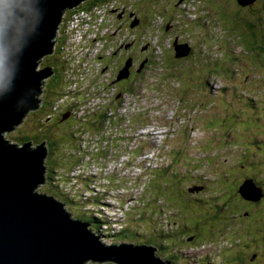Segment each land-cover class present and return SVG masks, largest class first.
Instances as JSON below:
<instances>
[{
	"label": "rangeland",
	"instance_id": "374dc122",
	"mask_svg": "<svg viewBox=\"0 0 264 264\" xmlns=\"http://www.w3.org/2000/svg\"><path fill=\"white\" fill-rule=\"evenodd\" d=\"M91 1L92 0H85L83 6L86 7L87 6L86 2H91ZM256 1L257 0H252L250 3L251 4L250 7L242 8V6H240L236 2V0H192V1L185 0L183 6H180L178 8V11L180 12L175 13L172 8L174 7L177 11V7L179 5L178 0H172L171 4H169L170 2L168 0H160V3L159 0H109L107 4L101 6H91L88 9L86 7L85 10L79 11L73 17L71 16L73 15V13L77 12L78 9L76 11L72 9L66 11V16L64 18L65 21H63L64 27L60 28V30H63V32L67 34V35L64 34L65 36L63 38L65 45L62 44L60 38H57L56 46H59V53L57 57H60L61 55L64 54V52H62V49L67 50L62 58V61L65 64H68L67 70H65L64 81L69 80L70 84L67 85V88L65 90H61V91L59 90L57 92L56 97L59 94L60 96L56 100V97H52V96L50 97L49 95V92H51L49 79L51 77L45 80L44 82H42L43 83V84L41 83L42 93L40 96L37 97L39 99H36L37 101H39L37 105L38 107L35 110L30 111L29 115L28 114L25 115L26 116L25 121L29 120L31 122V119L32 118L36 119V117L39 119L41 123L43 120H46L47 123L46 126H44V129H48V126L52 124L50 120L56 117L54 115V112L56 111L60 112V107H62V104L65 103L66 105H71L74 108V110L64 113L62 120V122L65 123L66 122L65 120L67 118L69 117L75 118L74 120H72L71 123H65L67 128L71 130H76L79 127L83 126L82 122H87L89 117L91 116L94 117L96 114H99V112L101 114H104L105 117L107 118L105 121L103 122L101 121L103 125L98 128L97 134H89L87 132L83 135H79L78 137L79 140L77 143L78 145H80V151L77 154H75L73 150H70L68 148H63L55 152L53 151L51 152V150L47 148V152L45 156L42 158L41 167L44 169L45 180L48 179L50 176H52L54 173L58 175L60 174L62 176L61 179L60 176L59 177L57 176L56 178H52L50 193L53 196H55L58 203L62 205L63 207L62 210L65 214L69 215L67 211L64 210L66 209L65 207L66 205L62 200H60L57 197L59 194H63L64 196H66V194L64 193V188H70V185L64 184L67 182L66 181L67 178L65 176L71 177L80 173L83 170L82 163L87 160L91 161L92 152H99L103 148V146H105L106 148L110 147L118 152L125 151L126 149H134L137 151L136 147H134L136 145L134 144L135 141H133L131 143L132 145H129L128 147H126L128 145L126 142L123 144L124 146H116L115 144H112L114 138L118 140L117 138L118 133L124 135V133L121 131L123 127H126V122L124 121V119H126L127 122L130 119L133 122L138 121L141 122L142 124H147V127L138 130L134 134V137L136 139L142 138L144 135L154 134L155 136L159 137L156 138L157 146L161 145L163 147L166 145V143H177L180 144L182 147H184L185 143L190 144L188 145V149H187V153L189 154V160L185 163L187 165L186 167H184V169L189 170V167L193 163H195L198 158H203L205 161L203 163L202 162L200 163V165L196 168L195 173L205 174L206 176L205 179L208 180L212 179V181H215L216 177L214 176H218L222 168V171L225 173L224 176L225 184L227 185L228 189H230V193L233 196V189L230 188V186H235L236 184H238L242 179L241 175L243 176V173L241 172V170L238 168L237 165L230 162V160L225 155V151L218 145L214 136L212 137L213 134L211 130H217V125H218V123H215V126L213 127L212 123L214 122L216 115H218L221 112V108L219 104L223 102L230 101L235 105L236 109H239L240 106L242 107L244 106V104L252 103V100L254 99L253 94H258L264 99V60L260 59L256 55L251 56L249 59H247L248 57H246V59L244 60L245 62L244 65L241 64L238 67L237 66L233 67L232 71H230L233 75V77L230 78L231 82L229 80L223 81L221 78H214L211 76L208 79V77H206L204 73L200 72V69H197V67L200 68L203 67L204 69H206V66L210 64L209 60L204 59V55L209 56L210 59H215L217 61H220V63L217 64L224 67L231 62V60L225 57L224 52L226 51V49L231 50V52L233 51L236 52L239 50V46L238 44H236L234 49L233 40L236 41L234 37L235 36L237 37V35H234L235 34L234 31H232L230 27L240 24L242 22L250 23L251 21H253L252 20L253 18L256 19L259 16V13H261L262 16H264V12L255 11L254 8ZM261 1L263 2L262 4H264V0ZM225 5H229L230 6L229 8L231 10H233V8L236 9V11H234L235 12L234 15H237V17L235 16V18L238 19L234 20L233 23H232L233 15L230 14L228 10L223 9L222 7ZM78 7L82 8V4ZM114 8L119 9L118 11L117 10L115 11L116 14L119 11H123L124 9L130 10L131 12H134L136 14L135 16L132 15L130 17L129 19L130 21L129 20L124 21V18H122L120 15L115 17L110 14L111 10ZM152 9H154L155 10L154 12H156L157 14L151 12ZM67 12L71 16H67ZM102 13H106L108 18H104L100 20L101 17L99 15ZM138 13L140 14L146 13L149 15L148 23L143 25L142 28L146 29L148 32L151 31V28L153 30L152 38L149 36V39L147 41L152 43L151 46L152 49H150L151 50L150 55H152L151 57L148 56L145 58L146 50H144V52H140L137 50L138 45L140 43L144 44V41L141 39L137 41L138 36H134L129 28H127L126 30V25L138 21L137 19ZM95 16L98 17L95 19ZM143 18L147 19L146 17ZM79 19L82 20L80 21ZM183 20H185L187 26H182ZM83 23L86 24L84 25ZM98 23L100 24L101 28H104L106 26L107 27L101 29L98 26ZM81 24H83L84 26ZM122 26L124 27L120 30ZM166 26L167 28H165ZM178 28H179L178 30L179 36H181L180 39L185 40L186 44L191 46L194 50V53L188 56V58H191L193 55L195 59L194 63L192 61L193 66L190 68L189 67L187 68L185 66L175 65L176 64L175 60L180 58L176 57V55H178V52L177 51L175 52L173 45L176 42L178 45H182L181 43L178 42V36L176 32V29ZM262 28H264V25L259 26L260 30H262ZM230 30L233 37L230 34ZM106 31L108 32L105 33ZM137 31L138 30L136 29V32ZM103 33L105 34L102 35ZM79 35L81 38L79 37ZM100 35L102 36L99 37L98 39L102 38L103 40H107V41L97 39L98 41L95 40L96 43L94 44V41L90 40L93 38L96 39ZM82 37H86L88 41H86L85 38ZM119 49H123L124 55L128 57V60L131 59V65H135V67H140L141 65L147 63L144 65V73L139 74L136 72L139 75H137V78L134 77L132 79L133 84H138V85H132L131 89H129L127 92L120 90L116 91L118 86L111 87L105 84V82H107V76H108V81L110 80L115 81V79L117 78L114 71V67H115L114 64L116 63V57H118ZM100 55L109 56V58L104 61L99 60L98 57H101ZM54 56L55 54L53 50L50 56H46L42 58L39 64V68L42 69L46 64H47L45 66L46 68L49 67L48 64H56L57 59ZM70 56L73 58L72 60L70 59L71 58ZM149 59H152L153 62L147 61ZM229 66L230 67L228 68L231 69L232 65ZM194 68L198 70V74L201 77V79L204 80L206 87L212 89L211 94H206V89L201 88L199 90L196 85L192 84L191 78L195 75V72L193 71ZM84 69L85 72L83 71ZM129 70L132 71L131 66L129 67ZM82 71L83 73L81 74H77V75L74 74V73H80ZM174 77L177 79L175 82H174ZM73 79L74 80L77 79V80L74 81ZM220 81H223L224 84L226 83V87H232L235 92L233 91H229L227 93L218 92L217 87L219 86ZM146 82L149 83L148 85L150 86H148L147 88L150 89L151 91L147 89L141 90L143 83L146 84ZM152 85H154L158 89L157 92ZM133 87L138 90H141L145 96L141 93L135 92L132 89ZM177 91H179L180 93L179 100H178ZM65 92H69L71 93V95L66 96ZM128 92L134 94L133 96L131 95V101L129 103L127 100H124L125 95ZM184 92L191 93V94L188 93L189 95L186 98L187 106L184 105V98L182 96ZM79 93L84 94V96H82V100L77 99L78 98L77 94ZM234 94L236 95L235 99L232 98V95ZM113 95H116V98L113 99L112 104L104 107L105 105L102 104L107 103L109 97ZM65 96L66 98H64ZM85 98L86 99L91 98V100H94L99 105L95 107H80L81 104L85 101ZM44 102L49 105L44 104ZM76 103H78V105ZM158 104L160 105L159 108H157ZM117 105H119V107ZM187 107L189 108L182 109ZM40 109L44 110L42 111L43 113L39 112ZM117 110L119 113H116ZM178 113L181 116L179 118V125H182L184 119H186L189 124L185 131V134L182 136H180L174 130V125L178 120ZM61 114H62V110H61ZM233 114H237V112L227 115H233ZM110 119L112 120L110 121ZM253 120L262 121L263 119L259 115L256 116V118ZM77 121L79 124H76ZM171 121L175 123H171ZM90 122H97V120L91 119ZM101 122H99V124ZM251 125L253 131H255L256 134L263 136L262 134V132L264 131L263 125L253 124V123H251ZM132 131L133 130L127 128L125 132L131 133ZM39 133L42 132L32 131L30 126L27 123L24 125V121H22L21 124L17 125L14 128V130H12V132L6 133L5 137L8 142L15 144V147L17 148L18 146L23 147L22 144L17 143L19 137L22 139L23 138L22 135L31 136L34 134L37 135ZM72 134L77 135L76 133H72ZM183 136L185 137V139ZM207 136L210 144H213L214 146H211L207 152H204L203 148L200 146L204 145ZM107 137H110V139L107 140ZM230 138L231 139L236 138V135L231 134ZM15 139H17L16 143L13 142ZM169 139L172 140L170 141ZM29 140L31 139L29 138L28 140H26V142ZM32 142L35 145L41 143V142L35 143V140H33ZM139 143H142V141ZM250 143L252 149L256 152L257 151L256 141L252 139ZM153 145H155V143H153ZM229 146H231V144L226 143L225 147L229 148ZM160 151L161 150H158L157 153H160ZM247 152L252 153L248 151V149ZM51 153H53L52 154L53 158L51 157L52 160L50 159ZM147 153L148 152L144 151V153L141 155L143 159L145 158L148 159L149 156H152L151 157L152 160L156 159L159 161L164 156V155H156L155 150L150 151V154L148 155ZM212 154L219 156L218 161L214 162L215 169L212 162L208 161V159L212 156ZM254 154L255 157L252 158L249 154V156H247L246 159L249 161V163H254L258 165L259 163L257 162V159L259 158L258 161L260 162V165L257 168L264 171V155H259L256 153ZM60 155H62V159H67V161L70 160V162L75 161L76 160L75 157H78L81 160V165L75 168L71 166V168L68 171H63V170L58 171V168H55L54 166L50 168V165L52 163H60L61 161ZM242 155L245 156L246 153ZM229 158L234 159L236 158V155L230 153ZM220 162L222 163V167ZM119 164L120 162L117 161L115 165L119 166ZM122 164L123 162L120 165ZM107 165L109 167V164ZM89 166H90V162H89ZM89 166L86 169H84V175H83L84 179L90 178V175L93 174V171L97 172V171L106 170V167H102L101 169L91 168L90 170L93 169V171H91L92 173L90 174ZM153 166L154 165H151L152 168ZM202 166H204V168ZM119 168H123V167L119 166ZM161 168L162 167L157 166L155 169L159 170ZM213 169L214 171L212 172ZM191 170L194 171V168L192 167ZM152 173L154 174V171H152ZM154 175H158V174H154ZM152 183H157L160 185L157 179L153 180ZM55 184H62L65 185L66 187H62V186L56 187ZM80 184L82 183L80 182ZM225 184L222 183V186H225ZM46 187H48V185H46ZM43 188L44 187H39V189H43ZM144 188L145 185L142 183L139 186H137L135 189L126 186L124 193L120 192L121 191L120 189L112 190L110 192V197L115 198L113 194L122 193L121 196H123V198L127 202V203H123V205H121L122 208L120 209H118L119 201H115L113 199V200H107L106 202L108 205L112 206L114 215L120 216V211H122L125 207H131L129 208V211L134 210L132 208L133 205L135 206V204H133V201L135 198H138L141 195V193L138 191H143ZM147 188L148 187L146 186V190L148 191ZM39 189L36 191L37 193H42V192L44 193L43 190L41 191ZM153 191L154 190L152 189L151 193L150 192L148 193L152 195L153 199L157 200L158 199L156 197L157 194L154 195ZM225 192L226 191L224 190V194ZM241 192L242 195L245 197L250 195L249 188L244 187L241 190ZM251 194H254V192L251 191ZM202 195H205L204 197H211L214 200L217 194L210 187L209 189L204 191ZM216 199L221 202L222 200L225 201V198H223V196L220 195L217 196ZM257 199L258 200L263 199V200L261 201L260 204H257V207H254V208H258L253 214L255 220L250 217L251 215L246 217V213H241L240 216H238L239 215L238 213L237 216L233 217L232 209L230 210L228 209L225 211L223 218L219 223L218 226L219 229H215L216 232H218L217 235L212 234L209 231L210 234L204 233V235H202L201 239L203 243H201V245L199 246L197 245L192 248L187 247L188 245L187 246L184 245L183 247H185L184 248L185 251H181L182 247L178 248L179 252H185L182 261L183 264H196L200 258H202L203 261H205V257L207 258L208 261H211V264H223L222 263L223 256L224 255L228 256V253L226 254L224 249L231 251V258L232 260L233 258H235L236 261V257L234 256V250L237 245L242 243L243 239L245 240L248 249H250L253 246V244L252 246H250V242L253 243L254 241L258 240V238L252 237L249 239L244 237V228L246 225L250 224V226L254 227L255 229L254 226L255 222L257 225H260V223L262 222L260 216L264 213L262 210L264 209V193L262 195H259ZM187 200L191 204L194 202V200L192 199H187ZM166 201L167 203L171 204L170 197L167 196ZM103 203L107 205L104 202V200ZM108 205L106 208L103 209V211L107 214L109 212ZM196 211L197 209L191 207L190 211L187 214V219L192 220L193 223L199 220L201 221L205 220ZM242 211L252 212V209L250 207H244L242 208ZM68 220L70 222L72 221L70 215L68 216ZM129 222L130 219L126 222V224H128ZM120 223L119 226L111 225V232L105 230H99L105 233L107 241L104 238V233H99V235L96 236L92 234L90 231L88 230L87 231L90 232L93 236L97 237V242L100 241L101 244L104 246L107 245L108 242L109 245H112L110 244V242H116L115 241L116 239L117 241L120 242L117 243L121 245L122 243L124 245H128L130 243L126 242V240H121V239H120L121 241L119 240V237L123 235L118 231V229L119 228L122 229L123 227L127 226L123 223L121 224ZM182 225L187 226L185 221V215L182 217ZM210 225L211 223L208 222L207 226ZM222 229L224 230V232H222ZM235 232L238 233L239 235L234 234L232 237L229 236L230 233H235ZM108 235H113V239L109 240L107 238ZM128 238L126 239L128 240ZM228 238H230V240ZM105 247H109V246H105ZM215 247H219V248L222 247L221 255L220 254L215 255L211 258L210 256H206L205 252L212 253L215 251ZM166 249H168V247ZM167 251L168 250H166V252ZM188 251L189 252L198 251L197 257L187 256L186 253ZM156 255L160 257L161 252L159 251V253ZM105 264H110V263H105Z\"/></svg>",
	"mask_w": 264,
	"mask_h": 264
},
{
	"label": "trees",
	"instance_id": "16d2710c",
	"mask_svg": "<svg viewBox=\"0 0 264 264\" xmlns=\"http://www.w3.org/2000/svg\"><path fill=\"white\" fill-rule=\"evenodd\" d=\"M86 3L88 4L89 2H86ZM107 3H108L107 0H93V3L91 6H97V5L100 6V5H104ZM262 3L263 2L261 0L255 3V8H254L255 11L264 12V4ZM222 7L223 9L228 10L229 13L233 15L232 23L234 22V20L238 19V18H235V16L237 17V15H234L235 13L234 11H236V9L233 8V10H231L229 8L230 7L229 5H225ZM78 10L80 11L81 8H78ZM128 11L130 10L125 9V12L121 15V17L124 18V21L129 20L130 17L134 15V12L127 14L126 12ZM175 12L177 13L180 11L175 10ZM65 16H66V13L63 16V21H64ZM67 16H71V15L67 13ZM143 17H145V15L137 16V19L138 20H140V18L144 19ZM252 20L253 21H251L250 23L242 22L240 24L230 27L232 31H234L235 33L234 35H237V37L236 36L234 37L236 41L233 40L234 49H235V45L238 44L239 50L238 51L235 50L236 52L234 51L231 52V50L226 49V51L224 52L225 57L231 60V62L228 65L224 67L218 64H213V62H211L209 65L206 66V69H204L203 67L201 68L197 67V69H200V72L204 73L205 76L208 77V79L211 76L214 78H221L223 81L229 80L231 82L230 78L233 77L232 73L230 71L229 72L231 74L226 73L228 72L226 70L228 69V67H230L229 65H232L231 69H233V67H236V66L238 67L241 64L244 65L245 63L244 60L246 59V57H248L247 59H249L253 55H256L260 59L264 60V28H262V30L259 29L260 25L261 26L264 25V16H262V14L259 13V16L256 19L253 18ZM144 22L148 23L147 19H145ZM63 27L64 26L62 22V24L60 25V28H63ZM123 27L124 26H122L120 30ZM127 28H129L131 32L134 31L133 28H130V24L126 25V30ZM142 32L143 31L139 29L137 33L135 34L137 36H140ZM230 34H231V30H230ZM53 50L56 56V54L59 53V46H56V43L54 45ZM148 56H150V53L148 49H146V57ZM125 60L127 61L128 57L124 54H121L119 57L116 58V63H115L116 72L119 66H120L119 70L122 68ZM147 61H151V60L149 59ZM192 61L193 63L195 61L193 55L191 58L187 57V58H184V60H178L177 63L179 64L176 66H185L187 68L188 67L190 68L193 66ZM217 62L220 63V61H217ZM55 65L58 67L59 77L56 80L57 76H54L53 78L49 80V83H50L49 85L51 86V92H49L50 97L51 96L56 97V94L59 90L60 91L65 90L67 88V85L65 84L63 85V82H62L63 74L65 70H67L66 64L63 61H60L58 63L56 61ZM217 66H220V67H217ZM132 68L134 71L126 80H122L120 82L110 80L106 83V85H109V86L116 85L118 86L117 88L118 90L125 91V92L131 89L132 85H138V84H133L132 79L134 77L137 78V75L139 74H143L144 67L140 66L137 68L135 67V65H133ZM197 69L196 68L193 69V71L195 72V75L191 78L192 79L191 82L192 84L196 85L199 90L203 88V89H206L207 91L205 82L199 76ZM136 72H138L139 74H137ZM148 84H149L148 82H146V84L143 83L141 90L147 89L151 91L150 89L147 88L148 86H150ZM152 86L155 88L157 92L158 89L154 85ZM223 86H225L224 92L226 93L232 89V87H226V83L223 84ZM132 89L135 92L141 93L144 95V93L141 90H138L134 87ZM177 93H178V98H179L180 97L179 91H177ZM188 93L189 92H184L182 96ZM65 95L69 96L71 95V93L65 92ZM131 95L133 96L134 94L128 92L125 95L124 100H127L129 103L131 101ZM59 96L60 94L56 97V100L58 99ZM66 96L64 98H66ZM257 96L258 94H254V99L252 100V103L244 104V106L242 107L240 106L239 109H236L235 105L230 101L219 104L221 108V112L218 115H216V118L214 119V122L212 123L213 127L215 126V123H218L217 130H211V132L213 134L212 137L214 136L218 145L225 151V155L228 159H230L229 158L230 153L236 155V158H234V160H232L231 163L237 165L238 168L241 170V172L243 173V176L241 175V178L248 179L250 177L255 176L256 177L255 184L259 183L260 189L264 191V171H262L261 169L253 170L260 165V162L258 161L259 158L257 159V162L259 163L258 165L254 163H249V161L246 159V157L249 156V154L252 158L255 157L254 153L259 154V155H264V131L262 132L263 136H260L256 134L255 131H253V128L251 125V123L257 124L256 120H253L256 118V116L260 115L262 118H264V99L257 100ZM115 97L116 95L109 97V99L110 98L111 99L110 100L108 99L107 103L105 104L103 103L102 105H105L104 107H106L112 104L113 99H115ZM78 100H82V98L78 97ZM44 104L46 103L44 102ZM76 104L78 105V103ZM82 104L80 107H83ZM46 105H49V104H46ZM97 105L99 104L97 103L95 106ZM117 106L119 107V105ZM159 106L160 105L158 104L157 108H159ZM61 110H62V114H61ZM71 110H74V108L71 105H66V103L62 104V107H60V112L59 111L54 112V115L56 117L50 120L52 124L48 126V129H44V126H46V123H47L46 120H43L41 123L39 119L36 117V119L32 118L31 122L29 120L25 121L24 124L27 123L30 126L32 131L42 132V133H39L37 135L34 134L31 136L22 135L23 136L22 139L20 137L18 138L20 141L15 139L13 142L16 143V140H17V143L24 144L26 140H28L29 138L32 141L35 140V143H40L41 141L46 140L51 152L59 151L63 148H68L70 150H73L74 153L77 154L80 151V145H78L77 143L79 140L78 138L79 135H83L87 132L89 134H97L98 128L103 125L102 122L105 121L107 117H105L104 114H101L99 112V114H96L94 117L92 116L89 117L87 122H82L83 126L79 127L76 130H71L67 128V126L65 125V129H63L62 131H57L56 128H57L59 119H62L63 118L62 116L64 115V113L70 112ZM42 111L44 110L40 109L39 112L43 113ZM236 112L237 114L227 115V114L236 113ZM116 113H119L118 110L116 111ZM178 118H179V114H178ZM74 119L75 118L69 117L65 120L66 121L65 123H71L72 120ZM91 119H96L97 122H90ZM111 120L112 119H110V121ZM124 121L126 122V127H123L121 129L124 135H121L118 133L117 135L118 140L114 138V140L112 141V144H115L116 146H123L125 142L128 144L127 146H129L133 141L134 134H133V131L131 133H126L125 132L126 129L128 128V129L134 130L140 127L141 125H143L141 122H138V121L133 122L130 119L128 122L126 119H124ZM99 122L101 123L99 124ZM171 122L173 123V121ZM76 124H79L78 121ZM186 129L187 127L185 128L183 132L184 134H185ZM72 133H76L77 135L72 134ZM231 134L236 135V138L231 139L230 138ZM109 139L110 137H107V140ZM252 139L255 140L257 143L256 152L251 147L250 141ZM226 143L231 144V146H229V148H226L225 147ZM185 145H187V143H185ZM211 146H214V145L210 144L208 136H207L204 145L201 147L203 148L204 152H207ZM144 148H146V144L143 143L138 148L137 153L138 154L143 153L141 151ZM247 149L248 151L252 153H248ZM112 153H114V150L110 147L106 148L105 146H103V148L99 152L91 153L94 161H96L98 158H102L101 156H105L103 160V162L104 161L105 162L104 163L102 162L101 166L106 167V170L94 172L92 169L91 171H93V174L90 175V178H86L82 181V186L79 184L78 181L73 182L68 179L66 180L67 182L64 184L70 185V188L72 190H76L79 197H75L72 204H68V202L65 201V199L62 197V194H59L57 197L66 204V207L70 209L71 212L72 211L74 212L75 208L77 209L80 208V206L76 203H78L80 200L83 201L82 195L85 192H88V196L85 198V201L90 200V198L92 197L91 195L92 186L96 187L94 189L95 192H99L95 194V196L93 197V199L96 200V202L103 201V200L107 201V200H110L109 198H113V197H110V192L114 188L115 183L119 184L117 185L118 187H123V185L129 186L130 188H134V189L137 187L140 179L136 182L134 178H131V179L129 177L122 178L120 176L123 175V173H118L116 175L113 172L110 178H108V174L116 168L115 164L118 160V158L116 156H113ZM132 153L136 154L135 151H132ZM183 153H186V149L182 147L180 144L174 143L171 146L169 155L165 157V162L167 163V165L164 168L156 170L155 172V174H158V175H155V177L160 180L161 184L158 186H154V187L150 186L154 190L153 191L154 195L157 194L156 197L158 199L157 200L153 199L152 195L148 193V191L146 190V186L148 184L146 180L144 179L143 183L145 182L144 184L145 188L143 191H140L141 195L138 198H136L135 200L136 205L132 206L134 210L130 209L131 211H128V213H126L127 217H125L121 221V223L127 226L123 227L122 229L121 228L118 229V231L123 235V236H120L119 239L126 240V242L135 246V244L138 241H140V239H138L137 237L139 236L141 239H143V243L149 244L151 246L158 248L159 251L161 252L160 256L171 261V264H183L182 261H183L185 252H179L178 248L182 247L181 251H185L184 250L185 247H183L184 245L185 246L188 245L187 247H191V246L194 247L197 245L198 246L201 245V243H203L201 239L202 235H204V233H209V231L212 234L217 235L218 232H216L215 229H219L218 228L219 223L221 222L226 210L232 209V215L233 217H235L237 216L238 213H239L238 216H240L241 213H245V211H242V208L249 206L246 202H244L241 199L239 193L237 195V191L239 190L240 183L236 184L235 186H230V188L233 189V196H232V194L230 193V189H228L227 185L225 184L224 178H223L225 174H222L223 176H221V178L219 177L216 179L215 186H217L218 192L223 194L220 196H223V198L227 199L226 205H225V201L223 200L222 202L221 201L216 202L211 197H204L205 195L195 196L192 199L194 200V202L192 204L189 203L187 200V197H188L187 191L192 187L193 182L195 180L194 178H191V179L187 177L182 178L178 173V169H177L178 162L175 160L178 155L183 154ZM245 153H246L245 156L242 155ZM52 154L53 153L50 154L51 160L53 158ZM218 157L219 156L215 155L214 160L218 161ZM75 158H76L75 161L70 162V160L67 161V159L62 160V155H60V160H61L60 163H52L50 165V168L53 166L55 168L58 167L59 169L61 167L65 168L64 166H69V165H73V167L74 165L80 166L81 165L80 158L78 157H75ZM122 162H123V165L122 166L119 165L120 167L127 169L126 167L130 166L129 161H122ZM108 163L110 164L109 165L110 168L106 166V164ZM82 164H83V171L79 173V176H83L84 169H86L89 166L88 162H83ZM125 174L129 175L128 172ZM59 175L54 173L52 176H50L46 180L50 181L52 178H56L57 176L59 177ZM174 183H177L180 186L179 190L170 188ZM184 183H187V186L182 188L181 184H184ZM222 183L225 184V186L223 187V189L226 191L225 194H224V191L219 188V186ZM45 185L46 184H43L40 187H44ZM55 186L56 187L58 186L66 187L65 185H62V184H55ZM167 196L170 197L171 204L167 203L166 201ZM191 207L197 209L200 215L202 216V218H204L205 220L200 221V222L197 221L193 223L192 220L187 219V214L190 211ZM83 209H84V206L82 205V208L80 210L81 212L79 213V217H76V218H78V220L85 221L90 224L95 223L96 225H94L93 228L96 227V229H99L98 225L100 224V222H99V219L97 220L96 215L92 212H89L88 210L84 211ZM262 210L264 212V209ZM253 214L254 212L246 211V217L251 215L250 217H252V219H255L254 216H252ZM184 215H185V221H186L187 226L182 225V217ZM260 217L262 220L260 224H264V213ZM129 219H130V223L126 224V222ZM135 219L136 221H133ZM208 222L211 223L210 226H207ZM255 225H256V222H255ZM258 230L261 232L262 228L260 227L258 228ZM222 232H224L223 229H222ZM262 232L264 233V229L262 230ZM234 234L239 235L238 233L235 232V233H230L229 236L232 237ZM255 236H258V233L254 229V227L250 226V224L246 225L244 228V237L250 239ZM126 238H128V240ZM228 239L230 240V238ZM258 241L260 242L261 246L264 249V240L258 239ZM165 244H166V247H165ZM167 247H168L167 249L168 251L166 252ZM224 250L226 254L228 253V256L227 255L223 256V261H222L223 264H231V263L232 264H243V263L249 264L247 262H242L241 260H237L238 258L236 259V261H235V258H233L232 260L231 251L227 249H224ZM205 254L206 256H210V258L212 257V255H209L206 252ZM219 254L221 255V251H218V255ZM231 260L235 262H232ZM196 264H211V261H208L207 258L205 257V261H203V259L200 258ZM254 264H257V263H254Z\"/></svg>",
	"mask_w": 264,
	"mask_h": 264
},
{
	"label": "water",
	"instance_id": "95a60500",
	"mask_svg": "<svg viewBox=\"0 0 264 264\" xmlns=\"http://www.w3.org/2000/svg\"><path fill=\"white\" fill-rule=\"evenodd\" d=\"M84 1L28 0L30 25L18 38L9 31L0 41V264H170L155 256L156 248L102 246L87 231L89 224L70 222L62 205L36 192L43 184L46 142L29 140L16 148L5 137L38 107L42 82L53 75L39 63L53 51L63 13ZM251 1L237 0L242 7ZM175 49L178 56L189 53L186 46ZM130 66L128 61L119 80L128 77ZM254 191L255 199L260 193Z\"/></svg>",
	"mask_w": 264,
	"mask_h": 264
},
{
	"label": "clouds",
	"instance_id": "9594fccd",
	"mask_svg": "<svg viewBox=\"0 0 264 264\" xmlns=\"http://www.w3.org/2000/svg\"><path fill=\"white\" fill-rule=\"evenodd\" d=\"M109 0H107V2H108ZM169 1V0H168ZM179 1H181L182 3V6H183V3H184V1L185 0H179ZM192 1V0H191ZM237 1V0H236ZM259 0H257L255 3H257ZM84 3H85V1L83 2V3H81L82 4V8H81V10H85L86 9V7H87V9L88 8H90L91 7V5H92V3H93V0L91 1V2H89L88 4H87V6L86 7H84L83 5H84ZM159 3H160V0H159ZM238 3V2H237ZM80 4V5H81ZM239 4V3H238ZM79 5V6H80ZM97 6H99V5H97ZM101 6V5H100ZM241 6V5H240ZM251 6V4H249V5H247V6H245V7H242V8H248V7H250ZM78 8H80V7H76V8H73L72 10H76V9H78ZM80 10V11H81ZM155 10L154 9H152L151 10V12H154ZM79 12V10L77 11V12H75V13H73V15H72V17L75 15V14H77ZM154 13H156V12H154ZM102 14H104V13H102ZM106 14V13H105ZM157 14V13H156ZM159 14V13H158ZM107 15V14H106ZM142 15H145V17L147 18V21H148V17H149V15L148 14H146V13H142V14H140V13H138V15L137 16H142ZM167 15V14H166ZM100 17H101V14L99 15ZM135 16V15H134ZM133 16V17H134ZM98 16H95V19L97 18ZM107 18H108V16H107ZM206 19V18H205ZM100 20H101V18H100ZM100 20H99V22H100ZM144 20L145 19H141L140 18V20H138L137 22H134V23H131L130 24V28H133L134 29V31L132 32L133 33V35L134 36H137L135 33H137L136 32V29H137V26H139L140 25V27L137 29V30H139V29H141L143 32H142V34L140 35V36H138V38H137V41L139 40V39H141V40H143L144 41V44L143 43H140L139 45H138V48H137V50L138 51H140V52H144V50H146V49H148V51H149V53L151 52V50L150 49H152V43H150V42H147L148 41V39H149V36L152 38V34H153V30H152V28H151V31L150 32H148L146 29H144V28H142V26L143 25H145L146 24V22H144ZM32 22V15H31V9H30V6H29V3H28V0H0V41H2V40H4L5 39V37L7 36V34L9 33V31H11V33L13 34V36H14V38H18L20 35H22L23 34V32H24V30L30 25V23ZM87 22H88V20H87ZM86 22V23H87ZM105 22V21H104ZM184 22H185V20H183V24H184ZM85 23V24H86ZM84 24V25H85ZM183 24H182V26H183ZM83 25V26H84ZM82 26V27H83ZM98 26L100 27V24L98 23ZM107 27V26H106ZM106 27H104V28H106ZM101 28V27H100ZM104 28H101V29H104ZM165 28H167V26L165 27ZM217 28V27H216ZM80 30V29H79ZM229 30V29H228ZM58 31V33H57V37H56V41H57V38H60L61 39V41H62V44L63 45H65L64 44V41H63V38H64V36L65 35H67L65 32H63V30H57ZM108 31H106L105 33H107ZM110 32H112V31H110ZM105 33H103L102 35H104ZM65 34V35H64ZM102 35H100V36H98L96 39L95 38H93V39H90V40H92V41H94V44L96 43V41H98V40H103L102 38H100V39H98L99 37H101ZM79 37H80V35H79ZM81 38V37H80ZM82 38H85V40L86 41H88V39L86 38V37H82ZM98 39V40H97ZM112 39V38H111ZM96 40V41H95ZM109 40V39H108ZM103 41H107V40H103ZM179 43H181L182 45H179V46H186L188 49H189V53L186 55V56H178L179 55V53H178V55H176V57L177 58H180V59H176L175 60V62L177 61V60H184V58H186V57H188L190 54H193L194 53V50L192 49V47L191 46H189L188 44H186V42H179ZM176 45H178L177 44V42L175 43ZM174 44V45H175ZM174 45H173V48H174V50H175V52L177 51L176 49H175V47H174ZM144 47V48H143ZM198 47V46H197ZM216 48V47H215ZM215 48H214V50H215ZM126 50V49H125ZM214 50H213V52H214ZM66 51L67 50H65V49H62V52H64V54L63 55H61L60 57H57V55L58 54H56V56H54V57H56V59H57V63L58 62H60V61H62V58H63V56L65 55V53H66ZM219 53V52H218ZM114 54H116V53H114ZM121 54H124V51L122 50V49H119L118 50V57L121 55ZM177 54V53H176ZM216 54V53H215ZM101 56V55H100ZM111 56V55H110ZM152 55H150V57H151ZM105 57H107V58H105ZM109 58V56H101V57H98V59L99 60H106V59H108ZM117 58V57H116ZM145 58H146V56H145ZM204 59L205 60H209V62L211 63V62H213V64H217L218 62L215 60V59H210L209 58V56H207V55H204ZM151 60V62H153V60L152 59H150ZM128 61H130V63H131V59H129V60H125V62H124V65L122 66V68L119 70V72H118V74H117V72L115 73V75L118 77V82H120L121 80H119L121 77H122V75L123 74H120V72L124 69V67H125V65H126V63L128 62ZM179 63H176L175 65H178ZM68 64H66V66H67ZM56 66V65H55ZM114 66H115V64H114ZM132 66L133 65H131V68H132ZM45 67V66H44ZM43 67V68H44ZM141 67H144V65H141ZM86 68V67H85ZM115 68V67H114ZM138 68V67H137ZM84 72H85V69L83 70ZM83 71L82 72H80V73H74L75 75H77V74H81V73H83ZM226 71H228V72H226ZM225 72L227 73V74H229L230 72L229 71H232V69H227ZM129 72H130V70L128 71V77H129ZM138 73V72H137ZM231 74V73H230ZM52 77V76H51ZM65 77V72H64V74H63V79H62V82H63V85L65 84V85H68V84H70V81L69 80H67V81H64V78ZM127 77V78H128ZM117 79V78H116ZM116 79H115V81H116ZM74 80V79H73ZM77 80V79H76ZM76 80H74V81H76ZM125 80H126V78H125ZM112 81V80H111ZM114 81V80H113ZM223 82H221L220 81V83H219V86L217 87V90H218V92H220V91H222L223 89H224V87L225 86H223ZM111 87H113V86H111ZM232 90H233V88H232ZM116 91H118V89L116 90ZM212 93V89L211 88H208L207 87V91H206V94H211ZM115 94H116V92H115ZM189 94H191L190 92H189ZM189 94H186V95H184L183 96V98H184V105L185 106H187V96L189 95ZM205 94V93H204ZM78 95V97H81L82 98V96H84V94L83 93H79V94H77ZM170 95V94H169ZM236 95L234 94V95H232V98L233 97H235ZM91 97V96H90ZM116 98V97H115ZM78 99V98H77ZM85 100H86V98H85ZM178 100H179V98H178ZM183 105V106H184ZM184 106V107H185ZM189 107H187V108H182V109H188ZM40 111V110H39ZM38 112V111H37ZM177 114V113H176ZM179 114V113H178ZM28 115H29V113H28ZM26 117V116H25ZM181 116H180V114H179V118H180ZM179 118H178V120H177V122H176V124L174 125V130L180 135V136H182V135H184V130H185V128L189 125L188 124V122H187V120L186 119H184L183 120V123H182V125H179ZM173 119V118H172ZM263 120L262 121H259V120H256V122H257V124H259V125H263L264 126V118H262ZM25 118L22 120V121H24L25 122ZM171 120V119H170ZM192 122H193V120H192ZM172 123V122H171ZM173 123H175V122H173ZM25 125V124H24ZM157 126H159V125H157ZM145 127H147V124H143V125H141L140 127H138L137 129H134L133 130V134H135L138 130H141V129H143V128H145ZM150 132V131H149ZM192 132V131H191ZM203 136V135H202ZM184 137V136H183ZM135 138V137H134ZM133 138V141H135V143L134 144H136L134 147H136V149L138 150V148L144 143V144H147V146H146V148H144L141 152H143L144 153V151H146V152H148L147 153V155L148 154H150V151H152V150H155L156 151V155H164L159 161L158 160H152L151 159V157L152 156H149V158L148 159H143L142 158V154L143 153H141V154H138L137 153V151L136 150H134V149H126L125 151H120V152H118V151H115L114 150V153H112V155H114V156H116L117 158L118 157H120V158H118V162H122V161H129V164H130V166H127L126 168L127 169H124V168H119V166L118 165H116V168L114 169V170H112L109 174H108V178H110V176H111V174L114 172L116 175L118 174V173H123V175H121L120 177H122V178H126V177H129L130 179L131 178H134L135 180H136V182L140 179V181H139V183H138V185L137 186H139L140 184H142L143 183V180L145 179L146 180V182H147V184L149 185H147V189H148V192H150L151 193V191H152V188L151 187H153V186H158L159 184H157V183H152L153 182V180H158L159 181V183L161 184V182H160V180L158 179V178H156L155 177V172H156V167L157 166H159V167H162V168H164L166 165H167V163L165 162V157L166 156H168L169 155V153H170V148H171V146L174 144V143H166V145L165 146H157V141H156V138H159L158 136H155L154 134H151V135H144L142 138H135L134 139ZM184 139H185V137H184ZM136 140H137V142H136ZM170 141L172 140V139H169ZM46 141V140H45ZM132 141V142H133ZM142 141V143H139V142H141ZM153 143H155V145H153ZM177 144V143H176ZM46 145H47V147L49 148V146H48V143H47V141H46ZM130 145H132V144H130ZM188 145H190V144H187V145H185L184 146V148L186 149V153H183V154H180V155H178L177 156V158L175 159L177 162H178V166H177V169H178V173H179V175L182 177V178H185V177H187V178H194V182H193V185H192V187L187 191V199H193L195 196H200V195H202V193L204 192V191H206L207 189H209L210 187L212 188V190L214 191V192H216V196H215V198H214V200L215 201H218L217 199H216V197L217 196H219V195H223L222 193H219L218 192V189H217V186H215V184H216V179L217 178H221V176H223L222 174H225L223 171H222V168H221V171H220V174L218 175V176H214V177H216V179H215V181H212V179H210V180H208V179H205V174H196L195 172H196V168L200 165V163L202 162H204L205 160L203 159V158H198L197 160H196V162L195 163H193L190 167H189V170H186V169H184V167H186V165L187 164H185L188 160H189V154L187 153V149H188ZM124 146V145H123ZM126 147H128V146H126ZM201 147V146H200ZM158 150H161L160 151V153H157V151ZM132 151H135V153L136 154H133L132 153ZM214 156L215 155H213L212 154V156L208 159V161L209 162H212V164H213V166H214V162L216 161V160H214ZM102 158H98L96 161H94L93 160V157H92V159H91V161L90 160H87V161H85V162H90V166H89V170L91 169V168H98V169H101L103 166H101L102 165V162H103V160H104V157L105 156H101ZM62 160H64V159H62ZM207 160V159H206ZM230 160V162H232V160H234V159H232V158H230L229 159ZM105 162V161H104ZM103 162V163H104ZM136 162H138V163H136ZM109 164V163H108ZM83 165V164H82ZM110 165V164H109ZM120 165V164H119ZM151 165H154L153 166V168L151 167ZM71 166L73 167V165H69V166H64L65 168H63V167H61L60 169L58 168V171H61V170H63V171H68L70 168H71ZM106 166H108L107 164H106ZM75 167H77L76 165H74V168ZM194 168V171H192L191 170V168ZM203 168H204V166H202ZM221 167H222V165H221ZM82 169H83V166H82ZM214 169H215V166H214ZM214 169L212 170V172L214 171ZM253 170H259L258 168L256 169H253ZM83 171V170H82ZM81 171V172H82ZM104 171V170H103ZM149 171H150V173H149ZM152 171H154V174L152 173ZM80 172V173H81ZM129 173V175L128 174H125V173ZM211 172V173H212ZM92 172H91V170H90V174H91ZM192 173V174H191ZM61 174H62V172H61ZM60 176V179L62 178L61 177V175H59ZM225 176V175H224ZM224 176H223V178H224ZM68 180H70V181H73V182H76V181H78L79 182V184H80V182L82 183V181L84 180V177L83 176H79V173L77 174V175H74V176H71V177H67V176H65ZM149 178V179H148ZM254 179V180H253ZM52 180V179H51ZM51 180L50 181H47L46 180V185H48V187H46V185L44 186V188L43 189H39V190H43L44 191V193L42 192L41 194H45L46 196H48V197H51V198H53L54 200H56L57 201V199H56V197L55 196H53L50 192V190H51ZM148 180V181H147ZM201 180V181H200ZM255 181H256V177L254 176V177H252V178H245V179H242V180H240V184H239V190L237 191V195H238V193H239V195H240V197H241V199L244 201V202H246L249 206H250V208L252 209V212H255L258 208H254V207H257V204H260L261 203V201L263 200H255V199H257V198H255L254 199V197H255V195H256V193H255V191H254V189L255 190H258L259 191V193H260V195H262L263 193H264V191L263 190H261L260 189V187H259V183H257V184H255ZM248 182H250V186L248 185ZM143 184H145V182L143 183ZM81 186H82V184H80ZM117 185H119V184H117V183H115V186H114V188L112 189V190H118V189H120L121 191L120 192H122V193H124V190H125V188H126V186H124L123 185V187H118ZM247 185L251 188L250 189V195L248 196V197H245V196H243L242 195V192H241V190L245 187V188H247ZM151 186V187H150ZM181 186H182V188H184V187H186L187 186V183H184V184H181ZM223 187L224 186H222V184L219 186V188L221 189V190H223L224 191V189H223ZM253 187V188H252ZM96 187L95 186H92V190H91V195H92V197L90 198V200H87V201H85V198L88 196V192H85L82 196H83V201L82 200H80L78 203H76V204H78L79 206H80V208L79 209H77V208H75L74 209V212L72 211H70V209H68L66 206V209H64L65 211H67V213L70 215V217H71V219H72V221L73 222H79V223H84V224H89V226H88V229L87 230H89V231H91L94 235H96V236H98L99 235V233L100 232H102V233H104L103 231H99V230H105V231H108V232H111V225H113V226H119V223L125 218V217H127L126 216V213H128V211H129V207H125L122 211H120V216H115L114 215V213H113V209H112V206H110V205H108L107 204V202H106V200H104V202L108 205V210H109V212H108V214L107 213H105L104 211H103V209L104 208H106L107 207V205H105L104 203H103V201H99V202H96V200H94L93 199V197L95 196V194H97V193H99V192H95V189ZM170 188H174V189H177V190H179L180 189V186L177 184V183H174ZM197 190V191H196ZM251 191H253L254 192V194H251ZM138 192H140V191H138ZM64 193L66 194V196H64L63 194H62V197L65 199V201H67L68 202V204H72L73 203V200L75 199V197H79V195L77 194V192H76V190H72L71 188H64ZM122 193H116V194H113V196L115 197V198H109L110 200H115V201H119V207H118V209H120V208H122V206L121 205H123V203H127L126 202V200L123 198V196H121V194ZM239 197V196H238ZM92 199H93V202H92ZM135 200H136V198L134 199V201H133V204H135L136 205V203H135ZM237 200H239V199H237ZM255 200V201H254ZM58 202V201H57ZM83 202V203H82ZM226 202H227V199L225 198V204H226ZM66 205V204H65ZM82 205L84 206V211H86V210H88L89 212H92V213H94L95 215H96V217H97V220L99 219V222H100V224L98 225V227H99V229H96V227L95 228H93L94 227V225H96L95 223H93V224H90V223H87V222H85V221H81V220H78V218H76V217H79V213L81 212L80 210H81V208H82ZM248 206V207H249ZM63 208V207H62ZM254 208V209H253ZM196 212H198V210L196 211ZM111 213V214H110ZM199 213V212H198ZM245 213H246V211H245ZM200 214V213H199ZM253 216V215H252ZM252 218V217H251ZM255 218V217H254ZM255 220V219H254ZM133 221H136V219L135 220H133ZM132 221V222H133ZM201 220H199V222H200ZM203 221V220H202ZM130 223V222H129ZM262 228V230L264 229V224H260V225H255V230H256V232L258 233V236H255V237H257L258 239H260V240H264V233L262 232V230H261V232L258 230V228ZM98 231V232H97ZM138 237V239H140V241H138L136 244L137 245H135V246H142V247H154V246H151V245H149V244H145V243H143V239H141L139 236H137ZM104 238H105V240H106V236H105V233H104ZM109 240H111V239H113V235H108V237H107ZM116 239V238H115ZM120 240V239H119ZM107 241V240H106ZM116 242H110V244H112V245H109V242H108V244L107 245H105V246H109V247H112V246H119V245H121V244H119L120 242L119 241H117V239L115 240ZM121 241V240H120ZM100 242V241H99ZM117 242H119V243H117ZM101 243V242H100ZM252 244H253V246H252ZM102 245V244H101ZM122 245H124L123 243H122ZM102 246H104V245H102ZM250 246H252L250 249H248V247H247V244L245 243V240L243 239V241H242V243L241 244H239V245H237L236 246V248H235V250H234V256L236 257V259L237 260H241L242 262H247V263H249V264H254V263H257V264H264V249H263V247L261 246V244H260V242L258 241V240H256V241H254L253 243L252 242H250ZM193 246H191L190 248H192ZM195 247V246H194ZM223 247V246H222ZM222 247H215V251L214 252H212V253H208L209 255H212V257L213 256H215V255H218V251H221V248ZM154 248H156V247H154ZM157 249V248H156ZM167 250V249H166ZM197 252L198 251H188L187 252V256H189V257H197ZM200 252V251H199ZM159 253V250L157 249V252L155 253V256H157L158 258H160L161 260H162V262H166V261H168L169 263L171 262V261H169L168 259H165L164 257H159L158 255H156V254H158ZM207 253V252H206ZM166 260V261H164V260ZM91 264H94V263H91ZM244 264V263H243Z\"/></svg>",
	"mask_w": 264,
	"mask_h": 264
},
{
	"label": "bare ground",
	"instance_id": "6f19581e",
	"mask_svg": "<svg viewBox=\"0 0 264 264\" xmlns=\"http://www.w3.org/2000/svg\"><path fill=\"white\" fill-rule=\"evenodd\" d=\"M182 2L181 1H179V4H181ZM180 6H182V4L180 5ZM77 10V9H76ZM75 10V11H76ZM99 10V9H98ZM118 11L119 9H112L111 10V12H110V14L111 15H113V16H115V17H117V16H119V14H120V16L125 12V9L123 10V11H119L117 14L115 13V11ZM67 11V10H66ZM66 11L63 13V16H64V14L66 13ZM68 13V12H67ZM115 13V14H114ZM127 14H130V13H132L131 11H128V12H126ZM87 15V14H86ZM63 16H62V20L58 23V25H57V28L60 30V25L62 24V22H63ZM104 18H107V15L104 13V14H101V20L102 19H104ZM85 19V18H84ZM83 19V20H84ZM80 20V19H79ZM65 21V20H64ZM81 21V20H80ZM83 22V21H82ZM86 22V21H85ZM119 23V22H118ZM185 24H186V22H184ZM84 24V23H83ZM83 24H81V25H83ZM76 26V25H75ZM79 26V25H78ZM80 27V26H79ZM74 30V29H73ZM182 40V39H181ZM92 41V40H91ZM179 42V41H178ZM87 45V44H86ZM179 49H183L182 47H178ZM50 56V55H49ZM46 57V56H45ZM71 57V56H70ZM44 58V57H43ZM71 60L73 59L72 57L70 58ZM70 60V61H71ZM68 62V61H67ZM139 72V71H138ZM104 79V78H103ZM110 80V79H109ZM107 82H108V76H107ZM107 82H105V84L107 83ZM41 84V83H40ZM42 90V89H41ZM111 99V98H110ZM88 99H86L83 103V107H94L97 103L94 101V100H91V98L87 101ZM92 105V106H91ZM35 110V109H34ZM32 111V110H31ZM123 165V164H122ZM121 165V166H122ZM45 182H46V180L44 179V177H43V184H45ZM42 184V185H43ZM129 246H134V245H132V244H128ZM153 248V247H152Z\"/></svg>",
	"mask_w": 264,
	"mask_h": 264
},
{
	"label": "flooded vegetation",
	"instance_id": "af4514ba",
	"mask_svg": "<svg viewBox=\"0 0 264 264\" xmlns=\"http://www.w3.org/2000/svg\"><path fill=\"white\" fill-rule=\"evenodd\" d=\"M178 1H179V0H178ZM169 2H170L169 4H171V3H172V0H169ZM180 5H181V4L178 5V7H177V11H178V8L180 7ZM172 9H173V11L175 12L176 9H175V8H172ZM174 9H175V10H174ZM175 13H176V12H175ZM134 15H135V13H134ZM183 26H187V24L184 23ZM139 27H140V25L137 26V28H139ZM178 30H179V28L176 29L177 36H178V41L183 43V42H185V40H181V39H180L181 36H179V31H178ZM192 49H193V48H192ZM177 62H178V60L176 61V63H177ZM48 66H49L50 68H52V73H53V75H52L51 78H53L54 76H57V77H56V80H57L58 77H59L58 67L55 66V64H48ZM119 68H120V66H119ZM119 68H118L117 72L119 71ZM114 71H115V73H116V68H114ZM133 71H134V70H133V68H132V71L129 72V76L133 73ZM51 78H50V79H51ZM50 79H49V80H50ZM126 79H127V78H126ZM122 80H125V79H122ZM122 80H121V81H122ZM176 80H177V79L174 77V82H175ZM116 82H118V77H117ZM114 86H116V85H114ZM62 117H63V116H62ZM62 120H63V118H62V119H59V121H58V125H59V126L57 125V128H56L57 131H62L63 129H65V123H63ZM60 122H61V123H60Z\"/></svg>",
	"mask_w": 264,
	"mask_h": 264
}]
</instances>
